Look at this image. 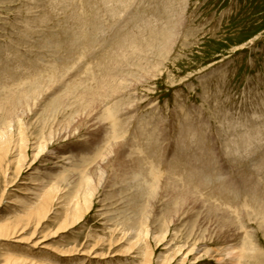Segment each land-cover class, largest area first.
<instances>
[{
	"label": "rangeland",
	"instance_id": "1",
	"mask_svg": "<svg viewBox=\"0 0 264 264\" xmlns=\"http://www.w3.org/2000/svg\"><path fill=\"white\" fill-rule=\"evenodd\" d=\"M53 2L52 0H0V64L2 65V67L0 66V72H3L1 70L5 72L6 69L10 70V72L13 71L7 73L9 77H5V73L3 72L2 76L4 77L0 79V90L6 88L2 83L7 78L6 84L9 86L4 91L2 90L0 92L2 95H0H6L11 90H13L12 92H22L29 86V89H32L31 87L34 85L43 84L42 80L45 83L52 81L51 75L53 78L58 77L57 75L59 77L69 75L71 79H75V75H83L84 78H90V82H94L96 78H100L101 74L107 71L106 67L109 66L110 61L114 59L113 56L117 52V46L114 47L115 44L110 42L112 41V36H116V31L119 34L130 29L129 25H127L129 22H125V20H127L128 13H132V10V14H134V10L139 11V14H135V16L131 15L128 20L138 23L139 27H143L144 24L148 26L155 25L156 17H159L163 21L170 20L171 26L175 23L174 30L172 29L173 36L170 40V45L156 50L151 56L149 54L150 57L147 58V65L149 67L147 68V73H150L152 78L147 77V80L145 79L136 83L138 85L134 83L135 85H133L131 90L115 98L118 100L114 99L113 103H109L108 110L110 108V111H108L109 116L107 115L108 118L105 123L106 131L104 130V134L100 133L97 129L89 130L86 126L80 136L70 138L66 143L62 142L55 147L63 148L65 144L66 146H76L78 143L81 144L83 140H88L87 142L91 140L98 141L99 144H96L98 146L94 147L97 151L93 148V154L91 153L90 155L89 151L81 153L85 158L87 157L84 160L85 163H82L79 159H76L77 161L74 160L75 165L80 161L81 164H84L85 168H89L95 161L99 162L103 156H106V142L102 139H104L103 136L106 137V140L108 139L107 136L110 129L111 138L114 136V138L119 139L118 142H124L125 147H127L123 149L125 153V155L123 154L125 156L124 160L127 164L131 163L132 157H128V159L127 156L132 155V150L136 151L138 155L140 154L141 157L142 155H147L148 158L145 157L147 161H152L153 167L157 166L150 183L165 184L169 173L168 167L171 164L175 165V170L176 167H179L177 168V172L180 174L183 172L182 170L189 167L186 169L190 171L194 168L199 172H205V174L220 175L221 179H223L222 181L233 184V186L235 185V192L239 191L240 193H238L237 198H230L232 193L229 192L221 195L219 191L215 190L216 188L213 183L208 184L210 186L206 185V188L201 186V192H194V195L196 198H199V201L202 197L209 198L205 203L220 207L221 210L225 206L224 211L236 220L237 224L241 227L242 233L236 237V230L234 231V228H231L230 233L232 234L231 239H233V242H228V238H225L227 234L220 232L217 222L214 221L212 223L208 219L202 220L205 215L198 216L192 213H188L184 217L181 216L180 220L175 217L176 221H168V223L166 222L167 217L175 212L176 209L172 208L175 205H165L162 208L163 206L158 205L159 202H157L156 206H154L156 208H153V213L158 216L157 219L161 216L158 224L162 223L163 225L159 224L160 228L157 226L156 232L158 234L155 236L158 237L160 229L163 230V228L168 230L166 235L169 234L166 241L162 243H158L155 237L150 236L148 242L153 250L154 264H164L166 256L172 255L177 246L184 245L187 241H191L190 243H192L191 237L196 233L197 236L192 238L193 241L198 236L201 237L203 235L202 237L205 238L204 243H199V250L186 258L184 263L182 261L185 259L186 252L188 251L183 249L181 252L183 254H176L173 260H169L165 264H264V233L258 230V225L260 224V221L257 220L258 218L253 217L249 219L251 216H256L258 212H264V0H134L135 4H132V8L131 5L129 9L127 8L128 12L121 11L120 13L119 11L118 14L116 13V16L113 14L111 16V13L106 11L102 17L103 12L101 13L100 11L101 15L97 16V19L102 17L103 20H98V24L94 27V31L98 30L100 33L97 32L98 35L95 33L96 36L94 37V34L90 33L94 28L89 32L87 30L89 27L86 29L88 34L93 35L94 38H92L97 45L93 43L88 46L90 49L87 48V51L84 50L82 51L83 53L81 52L78 55L79 60L72 59V61L74 60L72 64H74L68 71L69 74L67 72L66 74L64 72L61 74L64 70L59 64L63 59H59V57L65 56L66 53H63L65 50L59 48L56 51L58 47L55 46L56 44H53L56 39L65 38V34L68 35L69 33L66 29L68 25L67 19L64 20V18H67L65 15L66 11L61 12L63 8L59 9L60 4ZM81 5L83 12H90L87 8L88 6L85 7L86 9L84 8V6L88 5L87 3L82 1ZM166 9L171 12L170 15ZM58 16L61 19H58ZM105 16H108V20ZM114 18L117 19L118 23L113 22ZM58 22L61 23L60 27L63 29L59 28ZM158 22H160L159 27H161L163 25L162 21ZM99 23L102 24V27L98 26L100 25ZM115 23L119 27L122 25L123 27L121 26L122 28H120L123 30L121 31L118 26L114 25ZM100 27L104 29L101 31ZM46 40L50 42H46ZM109 48L113 52L109 51ZM14 50L17 51L15 52ZM106 50L109 52L107 53ZM51 51L54 54L58 53H56L57 55L55 54L56 57L58 56V59H56ZM58 51L63 52L59 53ZM15 55L16 57H14ZM86 56L88 57L86 58ZM93 58L97 62L91 61ZM55 59L58 65L53 64ZM44 63L46 64L44 65ZM89 63H92V65ZM88 64L89 66H87ZM74 65H76L75 68L77 69L74 68ZM33 67L35 68L32 69ZM54 67L55 69L59 68L61 72L59 73L58 69L54 70ZM81 68L86 73H83ZM98 68L102 69V71ZM46 69L47 72L45 73ZM35 70L36 72L40 71V74L37 72V75L35 74L36 78L34 77L33 79L34 75H31L30 72L33 73ZM52 70H54L53 74H50L51 72L48 73V71ZM55 71L56 75H54ZM71 71L72 73H70ZM41 73L43 74L41 75ZM10 74L12 75L10 76ZM70 74L73 75L71 76ZM94 74L96 77H93L95 76ZM26 75H29L30 79ZM38 75L40 76L38 77ZM47 76H50V79ZM22 77L26 80L21 79ZM8 88L9 91H7ZM51 98L52 95L45 102L40 103L41 106L50 104L51 101L49 102V100ZM111 104H113L112 107H109ZM42 116V108L39 106L33 115L28 117L29 120H26L30 124V130L28 131L30 139L32 138L31 134L35 133L38 129L37 123H42ZM30 131L33 132L30 133ZM111 143L112 141L108 144ZM29 149H27V160L18 176L16 166H11L10 169L13 172L9 171L5 179L4 173L0 172V219L8 217L17 220V215L21 216L24 214L23 209L27 207V204H22V200L26 199V197L31 201L36 200V198H33L36 195L34 196L32 193L24 194V192H28L29 188L30 192L32 190V192L36 193L35 190L37 189L33 188L35 187V185H32L34 184L33 181L35 182L36 179L41 178L44 175L43 173H45V168L51 166V163L47 162L51 152L35 158L37 152L32 148ZM111 156V159H114V166L121 157L120 150L117 154L113 152ZM66 164H71V162ZM104 165L105 178L102 179L99 185L97 184L98 186L96 185V194L85 219L80 221L76 226L61 232L62 229L59 226L65 218L64 203L65 199L67 200L68 198L67 194H69V192H62L60 198L53 204L52 210L44 222L37 225L35 217L32 219L33 221L29 222L28 227L24 228L25 232H22L24 230L22 229L20 231L22 233H19L17 236L15 235L13 238H9L8 240L2 239L3 241L0 239V264H6L5 260L1 259L8 255L27 259L31 258L30 260L33 259L37 264L142 263L141 258L143 257L139 258L137 256L142 255V253L139 254V249L143 244L135 246L133 241L136 240L137 235H133L135 231H127V228H129V224L134 226L135 223L141 221V214L144 213V210L140 207L141 205L137 207L135 206L136 204L130 203L131 201L128 202L126 200L125 202V196L129 195L131 191H125V189L120 191V188L124 186L121 184L120 176L116 177L113 175V168L107 169L106 173V162ZM214 175L211 176L214 177ZM181 176L175 175L170 178V181L172 183L177 181L183 185ZM61 179L64 180V177L59 179L61 182L60 186L63 184ZM3 191L5 192L4 195ZM203 191L210 194L201 195L200 193H204ZM212 193L214 195L217 193L215 198ZM223 196L224 199H222ZM127 197L133 198L134 196L129 195ZM204 198L201 199L202 202H204ZM107 208L117 209L116 213L120 212L116 214L118 220L116 218V221H108V216L106 215L105 217V215L101 214ZM227 208H230L231 214ZM131 210L132 212H130ZM169 211L172 212L170 213ZM202 213L205 214L207 212L203 210ZM162 218L164 219L162 220ZM135 220L137 222H134ZM118 222L121 227L120 225L117 226ZM181 222L183 223L181 224ZM205 227L206 229H204ZM124 229L126 232H124ZM203 230H206V232ZM201 231L204 233L201 234ZM34 234L35 236H33ZM242 237H247L246 247L242 248L243 246L239 245L234 250L229 249V243H237ZM35 243H37L36 247H32ZM172 248L174 251H172ZM239 248L243 252L239 251ZM70 251H73V253L66 254L70 253ZM5 253H7V256Z\"/></svg>",
	"mask_w": 264,
	"mask_h": 264
},
{
	"label": "bare ground",
	"instance_id": "2",
	"mask_svg": "<svg viewBox=\"0 0 264 264\" xmlns=\"http://www.w3.org/2000/svg\"><path fill=\"white\" fill-rule=\"evenodd\" d=\"M52 1H54L53 3L58 2L60 4L59 9L63 8V10H61V12L66 11L65 15L67 16V18H64V20L67 19L66 22L68 23V25H67L66 29L69 31V33L67 31L68 35H66L65 32L62 30V32H64V34L66 36L65 38L56 39V38L52 37V38L56 39L53 42V44H56L55 46L58 47L56 49V51L59 50V48H61V49H64L65 52H63V51H61V52L58 51V52L59 53L63 52L64 54L66 53L64 57H62V56L59 57V59L63 58L62 62H60L59 64H60V67L63 68L64 71L61 72L59 70V68L56 67L59 70V73L61 72V74L63 72L65 74H66V72L68 73L71 66L74 64V63L72 64V62H74V60L72 61V59L79 60L78 55L82 51L86 50L87 48L90 49L88 46L92 45L93 43H96V42H94L93 38L96 35H98L97 32L98 33H100V32L98 30L94 31L95 30L94 27L96 26V24H98V20L102 19V17L104 16V12L107 11V12L111 13L110 14L111 16H112V14L116 16L119 11H120V13H121V11H123V12L127 11L129 9L130 5L132 8V4L134 3V0H82L83 2L88 4V5L84 6V8L88 6L87 8L89 9L90 12L86 13V12H83L81 10L82 9V5H81L82 1H80V0L79 1L78 0H52ZM30 9H31V7H30ZM100 11H101V13L103 12L102 17L100 19H97V16L101 15ZM166 11L170 15L171 12L167 9H166ZM135 12H137V11L134 10V14H132L133 13V10H132V13H130V14L128 13L129 16L124 13L125 15H127V17L124 15L127 18V20H125V22L126 21L129 22V24H127V23L126 24L129 25L130 29L126 30L125 32L119 33V34L117 33L118 31H116V34H115L116 36L115 37H113L114 35L112 36V41H110V42L111 43L113 42V44H115L114 47L117 46V48H116L117 52L113 56L114 59L111 58L112 60L110 61L111 63L109 64V66L106 67L107 71L104 72L103 74H101L102 76L100 78L99 77L96 78V80L94 82H90V78H84L83 75H79V76L75 75L74 76L75 79L73 77H72L73 79H71V77L69 75H66L65 77H59V75H57L58 77H56V78L55 77L53 78V76L51 75V78L53 79L52 81L45 83V81L41 79L42 83L43 82L44 83L40 84L38 86L34 85L31 87L32 89H29L30 86L29 87L24 86V87H26V89L22 92H17V91L12 92L13 90L10 89L11 92H8V94H6V95L1 96L2 93H0L1 94L0 95V172L4 173V179L7 178V174L9 173V171H12L10 169L11 166L17 167V169L15 167V169L17 171V176H18V174L21 173V169H23L25 161L27 160V149L32 148L33 150H35L37 152L35 155V158L39 157L40 155L43 156L47 152H51L49 160L47 161V162L51 163V166L49 168H45V170H44L45 173H43L44 175L41 176V178L36 179L35 182L33 181L34 184H32V185H35V187H33V188L37 189V190H35L36 193L32 192V190L30 192L29 188H28V190H29L28 192H24V194H26V193L31 194L32 193V195H34V196L36 195L35 197H33V198H36V200L35 199H34L35 201L32 200V201H34L33 203H30L32 201L30 199H28L27 197H26V199L22 200V204H27V207H24L25 209H23L24 210V214L22 213L23 215H21V216L17 215V218H16L17 220H14V219H11L8 217H5L6 219H4V218L0 219V239L1 240L2 239L8 240L9 238H13L15 235L17 236L22 229L28 227V225L30 224L29 222L35 217L37 219L36 220L37 225H40L42 222H44L47 219V216L49 215V213L51 212L53 204L57 201V199L60 198V196L62 195L61 193L64 191H65V193L69 192V194H67L68 198H67V200L65 199V203H64L65 218L61 221L59 228L62 229L61 230V232H62L68 228L76 226L80 221L85 219V216L90 211V208L92 206V202L94 200L93 198L95 197V194H96L97 186L102 181V179L105 178V172L103 169L105 167V165H104L105 162H106V173H107V169L113 168V172H112L113 175H115L116 177L118 175L120 176L121 184L124 185L123 188L120 186L121 187L120 191H123L124 189H125V191H129V192L131 191V193L129 195L134 196L133 197L134 199L132 197L128 198L127 196H129V195L127 194L125 196V202H126V200L128 202L131 201L130 203H133L134 205L136 204L135 206H137V207H139L141 205L140 207L144 210L143 211L144 213L141 214L142 215L141 221L139 223H135L134 226H132V224H129L130 226L128 225L129 228H127L128 229L127 231H131V232L135 231V233L133 235H137L136 240L133 241L135 246H139V244H141V243L143 244V245H141L142 247H140L141 251L139 249V254L142 253L143 256L142 255L137 256L139 258L143 257V258H141L142 263H140V264H154L155 260L153 259V250L151 249V245L148 242L150 236L155 237V239L157 240L158 243H162V242L166 241L167 235L169 234L168 233L166 235L168 230L167 229L165 230V228L162 227L163 230L162 229H160L161 231L158 230V231H160L159 232L160 235L158 237L155 236L158 234L156 232L157 226L159 224L160 225L162 224V223L158 224V220H159V218H161V216H159V218L157 219L158 216L154 215V213H153V208L154 209L156 208L154 206H156L157 202H159L158 205L160 204L163 206L162 208H164L165 205H168V206L175 205V207H172L173 209L174 208L176 209L174 212L175 214L173 213L174 214L173 215L171 213L172 211H169L171 214L167 217V221L165 220L166 222L176 221L174 219L175 217H177V219L180 220L181 216L184 217L188 213L189 214L192 213L195 215L197 214L198 216L205 215V217L203 219L201 218L202 220L208 219V220L212 221V223L214 221L217 222V224L219 226L218 229H220V232L221 233L225 232L227 234V237L225 236V238H228V242L229 241L233 242V239H231L232 234L230 233L231 228H234V231L236 230V232H237L236 237H238L242 233L241 227L237 224L236 220L231 218L229 216V214H227L224 211L225 206H224V208H222L223 210H221L220 207H217L213 204L210 205V203H205L209 200V198L202 197L201 199L204 198V200H203L204 202H202L201 199H200V201H201L200 202L199 198H196L194 195V192H198V191L202 190L200 188L201 186H204V188H206V185L210 186L208 184L213 183L215 188H216L215 190L219 191L221 195L229 192V193H232L230 198L231 197L237 198L239 191L235 192V189H236V188H234L235 185L233 186V184L222 181L223 179H221L220 175L216 176L214 174H207V173L205 174V172H203V171L199 172L198 170H195L194 168H193L194 170L191 169V171H190L188 169L189 170L188 171L186 168H189V167H186L184 170H182L183 172L180 174L177 172V168H179V167H176V170H175L174 169L175 165L171 164L170 166L168 165L169 166L168 167L169 173H168V177H167L165 184L164 183L161 184L158 182H156L158 184L150 183L152 181V176L155 174V168L157 166L155 165L156 167H153L152 163H151L152 161H149V160L147 161V159L145 158V157L148 158L147 155H142V157H141L140 154L138 155L136 151H132V150H131L132 155L130 154V156H129L127 154L128 155L127 158L132 157V160H130L131 163L127 164L124 160L125 153L123 150L124 148H127V147H125L124 142H118L119 139L114 138V136H113V138H111L110 129L108 132L109 135L108 136L106 135L108 139L106 140L105 136H103L104 139H102L103 141L106 142V156H103V158L99 162L95 161L96 163L95 162H94V164L92 163L93 165L89 168L88 167L85 168L84 164L80 163V161H82V163H85L84 160L87 158V157L85 158V156L81 153H83L84 151H89L90 155H91V153L93 154L94 152H92V150L95 146L96 147L98 146V145H96V144H99L98 141H97L98 142L97 143L96 140L92 141L90 139L92 141V144H91V141L87 142L88 140L87 141L83 140V141H81L82 142L81 144L78 143L76 146H72V145L66 146V144H65L64 145L65 147L63 146V148L55 147V146L60 145V143H62V142L66 143V141L70 138H73L75 136H80V134L83 132L84 127H86V126L89 128V130H96L97 129L100 131V133L104 134V130L106 131L105 123H106L107 118H108L107 115L109 114L108 111H110V108L108 110L109 103L110 102L113 103V100L115 98H117L118 96H120L121 94H123L125 92L127 93V91L131 90L133 85H135L136 83L141 82L142 80H145L147 77L152 76L150 73H147V68H149L147 65V58H149L156 50H160V48L162 49L163 47H167L168 45H170V43H171L170 40L172 39V36H173L172 29L174 30V27L176 24L174 23L171 26L170 20L169 21H167V20L163 21L162 19L160 20L159 17H156L155 18V22H156L155 25L148 26L147 24H144L143 27H139L138 23H135V22L133 23L131 20H128L131 15L135 16V14H139L138 13L139 11L137 13H135ZM63 14H61V15H63ZM61 15H59V16H61ZM65 15H64V17H65ZM107 15H109V14H107ZM91 17H94L95 19L91 18ZM107 18H108V16L106 17V19ZM116 18H114L115 21L113 20V22H117ZM120 18H121V15H120ZM126 18H123V19H126ZM58 19H61V18L59 17ZM109 19H110V17H109ZM153 19H154V17H153ZM64 20H62V22H64ZM45 21H47V20H45ZM158 21H162L163 25L161 27H159L160 22H158ZM58 24H59V28H61L60 27L61 23L58 22ZM99 24L100 25H98V26L102 27V24L101 23H99ZM126 24H125V26H126ZM63 25L66 26L64 23H63ZM114 25H116V23ZM116 26H118V28L121 31L123 30V29H121L123 27L122 25H121L122 27L120 26L121 28L119 27V25H116ZM87 27H89V28L87 29ZM92 28H94V29L92 31H90ZM61 29H63V28H61ZM86 29L88 30V32L89 31H90V33L92 32L91 34H94V37L90 33L88 34ZM97 29H99V28H97ZM102 29H104V28H101V31H102ZM114 30H112V31L115 32ZM95 33H96V35H95ZM101 34H104V33H101ZM50 37H51V35H50ZM97 37L99 38V36H97ZM52 38H50V39H52ZM47 41L48 40H46V42ZM48 42H50V41H48ZM98 42H100V41L98 40ZM96 45H97V43H96ZM110 45H112V44H110ZM98 46H97V49H98ZM48 48L51 49L50 47H48ZM100 48H101V46H100ZM3 51H5V50H3ZM53 51H54V49H53ZM53 51H51L52 54H54V52H55V51L54 52ZM106 51H105V53H106ZM109 51H112V50H110V48H109ZM109 51H107V53ZM84 53H87V52H84ZM114 53H115V51H114ZM149 54H150V56H149ZM56 55H55V57H56ZM88 56H86V58ZM93 56H94V54H93ZM14 57H16V55ZM57 57H56V59H58ZM98 57H99V55H98ZM111 57H112V55H111ZM91 58H92V56H91ZM56 59L54 60L55 62L53 64L58 65L56 63L57 62ZM88 59H90V58H88ZM93 60H94V58L91 61H93ZM76 62H75V64H76ZM95 62H97V61H95ZM95 62H94V65H95ZM49 63L51 64V62H49ZM98 63H99V61H98ZM45 64L46 63H44V65ZM47 64H48V62H47ZM53 64H52V66H53ZM89 64L92 65V63H89ZM89 64L87 66H89ZM6 65L8 66L7 63H6ZM9 65H10V63H9ZM32 65H33V63H32ZM0 66L2 67L1 64H0ZM10 66H9V68H10ZM33 66H35V65H33ZM75 67H76V65H74V68ZM80 67H82V66H80ZM34 68L35 67H33L32 69H34ZM57 69H55V67H54V70H57ZM75 69H77V68H75ZM6 70H5V72H4V70H1V71H3L5 73L4 74L5 77H9V75L7 73H9L10 70H7V72H6ZM16 70H18V69L16 68ZM54 70L48 71V73L51 72L50 74H53L52 72ZM92 70H93V68H92ZM95 70H96V68H95ZM99 70L102 71V69H99ZM103 71H104V69H103ZM3 72H0L1 73L0 79H2L4 77V76H2ZM11 72H13V71H11ZM37 72H36V70L33 73L30 72L31 75L32 74L34 75L33 79L37 75ZM44 72L46 73L47 69ZM84 72L85 71L83 70V73ZM70 73H72V71ZM91 73H92V71H91ZM42 74L43 73H41V75ZM11 75L12 74H10V76ZM44 75H46V74H44ZM54 75H56V71L54 72ZM70 75L72 76L73 74H70ZM39 76L40 75H38V77ZM63 76H64V74H63ZM67 76H68V78H67ZM93 77H96V75ZM27 78H29V75L27 76ZM44 78H45V76H44ZM7 79H6V81H7ZM21 79H23V77ZM33 79H31V80H33ZM48 79H50V76L48 77ZM67 79H69V80H67ZM6 81L4 80L3 81L4 83H2V85L7 88L9 85L6 84ZM13 81H15V79H13ZM21 82H22V80H21ZM13 84L17 85L16 83H13ZM136 85H138V84H136ZM10 87H11V85H10ZM135 88H136V86H135ZM17 89H19V88H17ZM2 90H0V92ZM7 91H9V88ZM54 94H56V95H54ZM51 95H52V98L49 100V102L51 101L50 104L48 103L47 106L43 104L44 106H46L45 108H43L44 106L42 107L40 103H43V101L45 102ZM115 100H118V99H115ZM112 105L113 104H111L109 107H112ZM39 106L42 108L43 121H42V123L38 122L39 120L36 121V122H38L37 123L38 129L35 133L31 134L32 138L30 139L29 138L30 136L28 134V131L30 130L29 129L30 124L27 123L28 121L26 122V120H29L28 117L32 116L34 111L37 108H39ZM116 106L118 107V105H116ZM117 111H119V110L117 109ZM26 118H28V119H26ZM110 118H111V116H110ZM113 121H114V119H113ZM35 126H36V124H35ZM40 127H42V128H40ZM31 132H33V131H30V133ZM87 139H89V138H87ZM110 141H112V143L108 144ZM94 150H95V148H94ZM119 150L121 153V157L116 162V164L113 166L114 159H111V157H112L111 155L113 154V152L116 154L119 153ZM95 151H97V150H95ZM76 159H79L80 161L77 162L75 165L74 160H76ZM45 160H47V159H45ZM89 160L91 161V159H89ZM70 162H71V164H66V163H70ZM78 163H80V164H78ZM173 163H175V162H173ZM181 165H179V166H181ZM28 168H30V167H28ZM208 169H210V168H208ZM96 175H97V177H96ZM175 175H182L181 176L182 177V183L184 186L177 181H175L176 183L175 182L172 183L170 181V178L175 176ZM211 175H214V177H212ZM61 177H64V180L61 179L62 183H63L62 186H60L61 182L59 180ZM58 180H59L60 184H59ZM12 182H13V180H12ZM14 182H16V181H14ZM95 182H97V183H95ZM8 183H10V182H8ZM9 185H11V184H9ZM245 186H246V184H245ZM7 189H8V187H7ZM207 189L210 190L208 187H207ZM4 193L5 192L3 191V195H4ZM123 193H122V195H123ZM208 193L204 192V193H200V194L204 195V194H208ZM1 194H2V192H1ZM216 194L214 195L212 193V195H214V198H215ZM121 196H120V198H121ZM63 197H64V195H63ZM258 198L260 199V197H258ZM123 199H124V197H123ZM222 199H224V196ZM63 201H64V199H63ZM210 201H211V199H210ZM122 203H123V201H122ZM212 203H214V202H212ZM221 203H222V201H221ZM225 204L226 203L224 200V205ZM231 204H233V203H231ZM257 204L259 205V203H257ZM251 207H253V206H251ZM254 208H255V206H254ZM236 209H238V208H236ZM257 209H258V207H257ZM203 210H205L207 213L203 214L202 213ZM227 210H229L230 214H231L230 208L229 209L227 208ZM117 211H118L117 209L113 210L112 208H110V209L107 208V209H105V211H103V212L101 211L102 213L101 212L100 213L105 215V217L107 215L109 218L108 221H116V218L118 220V217H116L117 216L116 214L120 213V212L116 213ZM130 212H132V210ZM157 212H159V211L157 210ZM252 212H253V210H252ZM15 213H17V212H15ZM167 213H168V211H167ZM137 214H138V212H137ZM155 214H158V213H155ZM250 214H248V215L250 216ZM139 215H140V213H139ZM139 215H137V216H139ZM235 215H236V212H235ZM255 215H256V212H255ZM137 216H136V218H137ZM166 216H167V214H166ZM198 216H196V217L198 218ZM105 217H103V218H105ZM253 217L258 218L257 220L260 221V224L258 225V230H261L264 233V212H260V213L258 212L256 216H251L250 218L249 217L248 218L251 219ZM126 219H127V217H126ZM152 219H153V221H152ZM163 219L164 218H162V220ZM25 222H26V224H25ZM129 222L131 223V221H129ZM134 222H137V220H135ZM192 222H194V221H192ZM206 222L208 223V221H206ZM113 223H115V222H113ZM182 223L183 222H181V224ZM119 225L120 224L118 222L117 226H119ZM32 226H33V224H32ZM120 227H121V225H120ZM158 227L160 228V226H158ZM190 227L192 228V226H190ZM201 228H202V226H201ZM204 229H206V227ZM23 231L25 232L26 230L24 229V230H22V232ZM183 231H184V229H183ZM185 231H186V229H185ZM203 231L206 232V230H203ZM124 232H126L125 229H124ZM131 232H130V235H131ZM196 232H198V231L196 230ZM203 233L204 232H202L201 234H203ZM32 234H33V232H32ZM181 234L183 235L182 231H181ZM196 234L195 235L193 234V235L197 236ZM33 236H35V234ZM175 236H176V233H175ZM188 236H191V235H188ZM202 236L201 237L198 236L196 239H194V241L192 239L193 237H191L192 243L194 242V244L190 243L191 241H187L184 245L177 246L175 248V251L172 248V251H174V253L171 252V253H173L172 254L173 256L171 254L166 256L165 262L163 261L164 264L166 262H168L169 260H173L176 257V254L181 253L183 251V249H186L188 251V252H186L185 259L182 261L185 263L186 258H188L191 254H193L194 252L199 250V247H198L199 243H201V242L204 243L205 238ZM248 236H249V234H248ZM184 237H185V235H184ZM244 238L242 237L241 240L237 243H229L230 244L229 249L234 250L235 247L238 248L239 245L243 246L242 248L246 247V245H247L246 244V240H247L246 238L247 237L245 238V240H244ZM187 240H189V239H187ZM18 241H20V240H18ZM36 244L37 243L33 244L32 247H36ZM234 245H236V246H234ZM170 247H172V246H170ZM239 251L243 252L241 250V248H239ZM71 253H73V251H70V253H66V254H71ZM6 254L7 253H5V255ZM181 254H183V253H181ZM30 259L29 258L27 259V258L15 257L13 255L12 256L8 255L7 257L2 258L1 260H5L6 264H37L35 261H33V259L32 260H30Z\"/></svg>",
	"mask_w": 264,
	"mask_h": 264
}]
</instances>
